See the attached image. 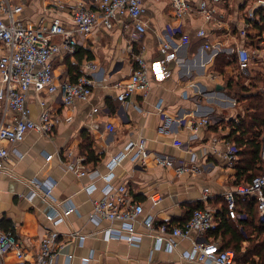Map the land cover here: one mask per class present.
<instances>
[{
	"label": "crops",
	"instance_id": "obj_1",
	"mask_svg": "<svg viewBox=\"0 0 264 264\" xmlns=\"http://www.w3.org/2000/svg\"><path fill=\"white\" fill-rule=\"evenodd\" d=\"M98 1L23 0L24 8L19 16L30 25L41 20L50 22L55 17L71 24L74 5L81 3L95 9ZM189 1L197 5L201 0ZM207 1L213 11L211 18L195 9L179 19L171 0H144L148 29L140 41L132 39V24L127 28L99 27L81 38L74 54L56 55L53 64L58 81L71 80L76 74L71 72L74 67L82 72L86 62L97 64L93 92L87 101L67 106L59 92L30 88L28 105L32 117L39 120L44 109H48L55 121L53 134L49 137L30 130L20 141H3L11 155L0 173V219L3 227L13 231L20 240L29 264L36 260L43 232L51 229L61 233L62 245L53 264H205L189 261L184 256L193 247L189 239L178 238V246L173 250H168L165 244L155 248V238L146 234L143 226H138V231L143 233L140 245L115 237L106 239L105 227H119L120 221L105 219L97 225L90 214L93 200L104 196L107 180L92 179L89 174L78 175L66 164L84 159L81 144L85 135H91L101 157L96 165L84 160L81 163L89 171L107 174L112 156L129 140L145 138L146 163L124 159L115 169L112 185L125 184L133 198L143 203L144 214H154L157 223L179 224L192 214L195 204L214 213L221 210L224 193L240 185L235 184L237 158L230 162L226 152L234 144L228 137L229 121L238 118L242 106L234 96V85L228 83L229 76L237 77L241 72L239 67L225 65L222 71L217 60L223 57L228 62L230 56L236 55L232 49L246 44L259 53L253 59L252 69L264 66V40L253 43L256 37L264 36V31L257 26L258 22L261 24L258 11L262 9L258 8V0ZM250 9L256 12L255 18L249 16ZM200 28L207 30L208 37L197 35ZM243 29L247 30V36L241 33ZM182 33L191 36L186 45L180 44ZM166 39L173 42L176 58L169 65L172 74L156 81L153 64L163 56L160 48ZM207 41L216 46L206 48ZM136 55L146 60L151 87L146 95L138 90L127 103H122L118 100L122 90L119 84L130 80L136 68ZM3 86L0 77V89ZM12 114L9 112L7 116ZM1 115L0 111V118ZM203 117L209 118L210 123L197 128L191 126V122ZM178 141L184 144L179 145ZM49 155L52 158L47 160ZM158 158H168L190 168L177 175L174 167L159 164ZM32 178L40 182L55 181L54 203L65 198L75 202L76 210L58 226L54 227L48 217L53 202L39 195L30 198L34 190L29 183ZM92 183L97 188L90 193L86 187ZM205 188L210 189L207 197ZM154 192L163 196L156 205L150 198ZM72 232L85 238L73 237ZM204 241L221 244V238L211 234H206ZM86 257L88 262H84Z\"/></svg>",
	"mask_w": 264,
	"mask_h": 264
},
{
	"label": "built area",
	"instance_id": "obj_2",
	"mask_svg": "<svg viewBox=\"0 0 264 264\" xmlns=\"http://www.w3.org/2000/svg\"><path fill=\"white\" fill-rule=\"evenodd\" d=\"M175 16L184 18L195 9L200 10L206 17L211 18L212 9L207 0H201L197 5L189 0H171ZM23 0H0V77L4 86L0 89V173L6 168L11 155V150L3 144V141L15 143L25 138L27 132L36 130L46 136L53 134L55 121L48 109L40 114L39 120L32 117V111L28 105L29 90L32 86L37 91L59 92L67 106H75L79 101L89 100L93 92L94 74L97 64L88 61L84 69L75 81L66 79L58 81L56 78L53 58L59 54H74L79 46L81 38L92 33L99 27L113 28L114 25L127 28L132 24L131 36L135 41H140L147 32L148 24L145 19L146 6L144 0H99L97 8L86 7L76 4L72 7V23L67 24L61 18L55 17L52 21L41 20L37 24H26L20 19L23 11ZM258 8H264V0H258ZM249 16H257L253 9L249 10ZM241 33L247 36L248 32L243 29ZM199 37H208L207 30L200 28L197 32ZM55 36L60 39L56 40ZM191 41L188 33H182L180 44L186 45ZM210 41L205 42L208 49L214 48ZM161 52L163 56L154 61L153 69L156 81H163L172 74L169 65L176 58V48L171 40L162 42ZM236 54L238 67L241 72L248 71L258 51L252 50L246 44H239L232 49ZM259 54V53H258ZM136 68L126 83H120L122 87L118 100L127 103L129 98L138 90L147 94L151 87L146 60L141 55L135 56ZM45 105V101L41 100ZM97 110V109H95ZM9 112H13L8 117ZM8 117V118H7ZM207 117L197 122H191L193 128L203 124H209ZM179 145L184 143L178 141ZM262 157L264 158V131L262 134ZM20 157L22 155L17 152ZM147 140L145 138L131 139L126 146L112 156L108 162V173L101 174L99 171H89L80 162H67L69 170L78 175L89 174L92 179L102 177L107 180L104 188V196L93 200V210L90 219L99 225L105 219L118 220L121 225L105 227L106 239L120 238L132 245H140L142 232L138 226H143L145 233L156 240L155 248H161L164 244L168 250L178 246V238L189 239L193 247L184 253V256L192 262L205 264H235V252L232 249H221L218 241L205 242L204 236L209 231L217 228V220L214 211L210 208H196L192 215L182 224L158 222L154 214H144L142 202L133 198L125 184L118 187L111 184L115 175V169L124 159L130 158L136 163L145 164L147 159ZM230 162L237 158V149L231 144L226 152ZM52 155L47 157L51 159ZM158 163L174 167L177 175L189 170V165L176 164L171 159L158 158ZM34 190L30 198L37 195L53 202V190L55 181L40 182L36 178L30 179ZM94 183L88 185L86 190L92 192L96 189ZM210 192L205 188V197ZM239 197L254 198L257 201L261 215L264 217V171L256 175L251 182L243 183L224 193L228 211L231 217L244 216L237 211V199ZM152 202L160 203L163 196L154 192L150 195ZM76 204L71 198L62 199L52 206L48 217L54 227L64 222L73 211ZM60 232L51 229L43 232L39 250L34 264H53L62 248L59 241ZM74 237L85 238L72 232ZM72 256L69 255V258ZM12 258V259H11ZM11 259V260H9ZM89 258H84L88 262ZM0 264H29L25 249L20 240L11 230H6L0 219Z\"/></svg>",
	"mask_w": 264,
	"mask_h": 264
},
{
	"label": "trees",
	"instance_id": "obj_3",
	"mask_svg": "<svg viewBox=\"0 0 264 264\" xmlns=\"http://www.w3.org/2000/svg\"><path fill=\"white\" fill-rule=\"evenodd\" d=\"M258 13L261 15V24L258 22L257 26L263 33L264 8ZM260 39L264 40V36L256 37L253 43L259 42ZM218 58L217 66L222 71H225V65H239L236 55L230 56L231 59L228 62L223 57ZM73 71L76 74L71 80L75 81L81 72L79 67H74L71 72ZM242 73L244 81L235 80L234 76L228 77L229 85H234V96L242 106L238 118L229 121L231 133L228 137L233 139L237 149V159L234 162L236 185L251 182L256 175L264 171V158L262 157L264 92L259 88V82L264 83V66L260 65L254 69L251 67ZM81 153L85 156L84 162L95 165L98 163L101 156L94 148V139L91 135H85L81 144ZM236 204L237 211L244 216L231 217L227 202L224 201L221 210L214 213L218 222L217 228L209 231L208 235L221 238V249L234 250L235 264H264V217L260 213L257 201L254 198L239 197ZM202 206L201 204L193 205L192 213Z\"/></svg>",
	"mask_w": 264,
	"mask_h": 264
},
{
	"label": "rangeland",
	"instance_id": "obj_4",
	"mask_svg": "<svg viewBox=\"0 0 264 264\" xmlns=\"http://www.w3.org/2000/svg\"><path fill=\"white\" fill-rule=\"evenodd\" d=\"M241 74H243L242 72H238V76L237 77H234L235 78V80H242V81H244V79H243V77L242 76H244V75H241ZM247 81V80H246ZM248 82V81H247ZM259 88H260V90H262V92H264V84H260V82H259ZM239 108V111H240V107H238Z\"/></svg>",
	"mask_w": 264,
	"mask_h": 264
}]
</instances>
